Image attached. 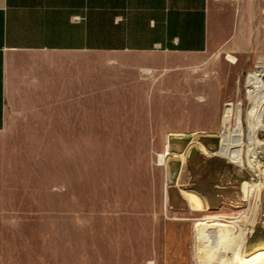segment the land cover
Segmentation results:
<instances>
[{"label": "rangeland", "instance_id": "rangeland-1", "mask_svg": "<svg viewBox=\"0 0 264 264\" xmlns=\"http://www.w3.org/2000/svg\"><path fill=\"white\" fill-rule=\"evenodd\" d=\"M251 44L242 54L217 38L201 55L97 53L94 86L68 92L61 129L0 132V264H195L206 215L256 211L248 244L264 240V190L256 204L253 173L214 156L224 108L245 98L264 55V38ZM247 133L244 121V158ZM194 138L209 153L193 148L182 163Z\"/></svg>", "mask_w": 264, "mask_h": 264}, {"label": "crops", "instance_id": "crops-1", "mask_svg": "<svg viewBox=\"0 0 264 264\" xmlns=\"http://www.w3.org/2000/svg\"><path fill=\"white\" fill-rule=\"evenodd\" d=\"M213 38L249 53L264 0H0V132L61 129L97 53L201 55Z\"/></svg>", "mask_w": 264, "mask_h": 264}, {"label": "bare ground", "instance_id": "bare-ground-1", "mask_svg": "<svg viewBox=\"0 0 264 264\" xmlns=\"http://www.w3.org/2000/svg\"><path fill=\"white\" fill-rule=\"evenodd\" d=\"M144 72L151 71L145 69ZM243 86L245 98L242 99L240 95L237 100L224 108L218 134L221 144L214 156L222 157L253 173V178L246 187L248 197L258 204L264 190V140L259 138V132L264 131V55L258 56L254 68L247 73ZM244 121L248 130L247 158H244L241 151L244 143L242 139ZM165 146L167 158H169L171 153L168 141ZM193 148L209 153L207 148L194 138L186 151L177 155L182 163L186 162ZM183 197L191 210L196 213L202 212L203 205L199 196L184 192ZM256 215L254 211V216L245 219H240L242 214L238 216L206 215L203 218H197L195 264H264V240L251 246L248 244V236L254 232L256 225Z\"/></svg>", "mask_w": 264, "mask_h": 264}, {"label": "water", "instance_id": "water-1", "mask_svg": "<svg viewBox=\"0 0 264 264\" xmlns=\"http://www.w3.org/2000/svg\"><path fill=\"white\" fill-rule=\"evenodd\" d=\"M185 140H190L191 139V137L190 136H186L185 138H184ZM197 152H199L200 150L199 149H197V148H194Z\"/></svg>", "mask_w": 264, "mask_h": 264}, {"label": "trees", "instance_id": "trees-1", "mask_svg": "<svg viewBox=\"0 0 264 264\" xmlns=\"http://www.w3.org/2000/svg\"><path fill=\"white\" fill-rule=\"evenodd\" d=\"M203 141H205V139H203ZM194 157V154H192L189 158V162H191L192 158Z\"/></svg>", "mask_w": 264, "mask_h": 264}]
</instances>
